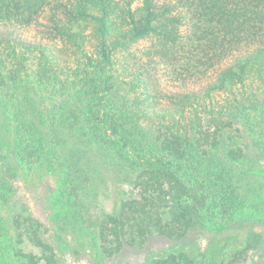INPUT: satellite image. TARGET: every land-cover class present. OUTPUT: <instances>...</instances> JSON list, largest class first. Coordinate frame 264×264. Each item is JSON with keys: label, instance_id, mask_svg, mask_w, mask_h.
Wrapping results in <instances>:
<instances>
[{"label": "trees", "instance_id": "trees-1", "mask_svg": "<svg viewBox=\"0 0 264 264\" xmlns=\"http://www.w3.org/2000/svg\"><path fill=\"white\" fill-rule=\"evenodd\" d=\"M106 167L134 196L97 213ZM44 187L53 244L18 196ZM262 229L264 0H0V264H264Z\"/></svg>", "mask_w": 264, "mask_h": 264}, {"label": "rangeland", "instance_id": "rangeland-1", "mask_svg": "<svg viewBox=\"0 0 264 264\" xmlns=\"http://www.w3.org/2000/svg\"><path fill=\"white\" fill-rule=\"evenodd\" d=\"M22 33L24 34V38L26 37L28 39L37 38L38 36L37 31L35 29H32L30 31H23ZM148 46V43L143 42L137 45V47L133 51L140 52L141 50H145ZM152 69H156L154 71V74H158L157 77H159L160 79L161 89L165 91H172L173 84L169 76L165 74L167 69L166 65L161 64L159 68ZM104 163L107 164L108 167L113 169L108 162L104 161ZM97 182V192H99V196L97 198L94 197L92 199L94 211L97 213L110 212L113 210L118 201L134 196L133 188L129 184V182H127L125 178L119 173L111 170L109 171L107 167L104 171V175L102 174L100 179L97 180ZM46 190L47 187L31 190L22 189L21 191H19L18 196L20 198V203L22 204V207L24 208V210H26V217H30L31 220L35 219V224L40 228L34 226L33 223H26L25 225H23V227L28 228L31 232H37L38 230V235H42L51 239L49 240V242L53 244V239L55 238V235H57V233L56 226L50 221L48 211L44 203L43 197L46 193ZM261 232H264V229H262ZM209 239V235H199L197 233H193L190 238V244H198L202 248H205L209 243ZM155 241L156 244L154 248L156 250L166 249L170 245V242L166 239L157 238L155 239ZM71 244L73 245L75 244V242H72V237L67 236L65 245ZM23 246L27 252L36 254L40 257L42 256V251L30 241L27 240ZM65 248V246H61V251H59V257L62 260V264H91L85 251L80 250L79 253H75V249L68 247L69 251H67L65 250ZM258 257L259 252L253 255L252 259L249 260L247 264L256 261ZM145 259V252L136 254L135 251H126L125 257L122 260H112L109 261L107 264H145Z\"/></svg>", "mask_w": 264, "mask_h": 264}]
</instances>
